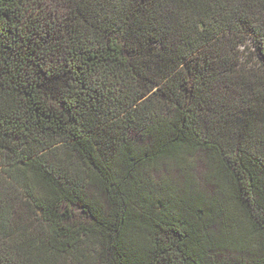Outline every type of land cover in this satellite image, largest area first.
I'll list each match as a JSON object with an SVG mask.
<instances>
[{
    "label": "trees",
    "instance_id": "obj_1",
    "mask_svg": "<svg viewBox=\"0 0 264 264\" xmlns=\"http://www.w3.org/2000/svg\"><path fill=\"white\" fill-rule=\"evenodd\" d=\"M0 264H264V0H0Z\"/></svg>",
    "mask_w": 264,
    "mask_h": 264
},
{
    "label": "rangeland",
    "instance_id": "obj_2",
    "mask_svg": "<svg viewBox=\"0 0 264 264\" xmlns=\"http://www.w3.org/2000/svg\"><path fill=\"white\" fill-rule=\"evenodd\" d=\"M241 58H240V64L242 66H249L252 63H256L258 62L257 59V52L255 50V47L252 43H248L247 44V48L243 49L241 48ZM203 164H200V169H203ZM23 212V216H20L19 214H17V218H22V217H27L28 216V212L26 210V208L23 205H20L19 207V213Z\"/></svg>",
    "mask_w": 264,
    "mask_h": 264
}]
</instances>
